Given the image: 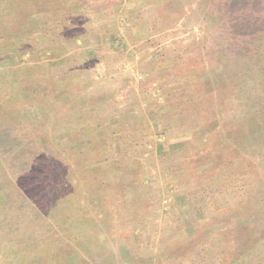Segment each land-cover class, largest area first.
<instances>
[{
    "label": "rangeland",
    "instance_id": "1",
    "mask_svg": "<svg viewBox=\"0 0 264 264\" xmlns=\"http://www.w3.org/2000/svg\"><path fill=\"white\" fill-rule=\"evenodd\" d=\"M0 264H264V0H0Z\"/></svg>",
    "mask_w": 264,
    "mask_h": 264
}]
</instances>
